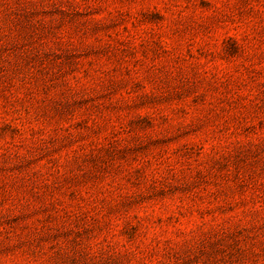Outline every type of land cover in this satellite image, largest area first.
<instances>
[{"label": "rangeland", "instance_id": "rangeland-1", "mask_svg": "<svg viewBox=\"0 0 264 264\" xmlns=\"http://www.w3.org/2000/svg\"><path fill=\"white\" fill-rule=\"evenodd\" d=\"M0 264H264V0H0Z\"/></svg>", "mask_w": 264, "mask_h": 264}]
</instances>
